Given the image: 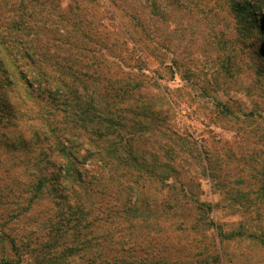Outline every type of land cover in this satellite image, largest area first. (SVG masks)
I'll list each match as a JSON object with an SVG mask.
<instances>
[{"label":"rangeland","instance_id":"rangeland-1","mask_svg":"<svg viewBox=\"0 0 264 264\" xmlns=\"http://www.w3.org/2000/svg\"><path fill=\"white\" fill-rule=\"evenodd\" d=\"M25 3L0 0V34L11 10L33 11L39 59L99 117L73 134L80 156L101 145L88 214L59 217L56 186L37 190L56 171L55 153L41 161L52 102L23 103L31 90L9 94L0 72V235L24 255L0 238V264H264V0ZM108 120L118 137L91 133Z\"/></svg>","mask_w":264,"mask_h":264},{"label":"trees","instance_id":"trees-1","mask_svg":"<svg viewBox=\"0 0 264 264\" xmlns=\"http://www.w3.org/2000/svg\"><path fill=\"white\" fill-rule=\"evenodd\" d=\"M23 1L26 2L25 4L31 2V0ZM19 11H10L12 13V19L8 26L10 29L5 36L0 34V72L5 79L4 89H6L9 94L18 95L21 91L19 90L21 84H24L26 88L31 90V93L21 98L23 103L27 104L29 101L31 102L32 98L40 100L44 96H47L49 101L52 102L51 109L45 113L42 112L41 115L46 118L50 114L54 122H52L55 128L54 131L59 134L57 135L58 137L54 136V143L50 141L49 136L44 137L43 143H48V147L44 149L41 161L48 160L50 155H54L55 153L59 162L57 159L53 162V166L56 168L55 173L46 176L42 175V177H40L37 190L43 193L49 183L55 185L56 189H54L56 194L59 195L57 197L59 202L61 204H66V208L59 213V217L61 215L69 216L68 213L70 211H72L70 212L71 218H76V215L84 216L89 212L85 211L84 207L81 205V202L84 200V193L87 195L86 188L84 187L86 186V172L84 167L88 161H94L96 159L101 144L94 140H87L86 144L91 147V150H86L85 153L87 155L82 157L80 156V149L83 148V144H79L76 141L78 136L75 137L73 134L75 130H79V128L80 130L89 129L85 128L86 121L93 118L96 122H99V117L96 115L91 116V111L83 112L80 99L73 98V91L69 85H67V82L52 75L50 70L46 68V61L44 60L45 62L43 63L39 59L38 48L35 46V41L31 38L34 29L31 27V24L25 21L26 19L32 20L33 11L26 7L25 13L21 14ZM23 33H25L26 36L25 40L22 39L21 34ZM59 66V68H62L61 65ZM15 102L16 101H9V103L14 104V106L16 104ZM131 104L135 106L133 110L135 113H146L147 110L143 111L140 101ZM78 112L81 113L82 122L84 123V126L81 127L78 126L75 120L70 119L73 115L76 116L75 113ZM43 123L45 127H48L45 120ZM106 123H108L110 129L113 130L111 133L109 132L110 130H108V133H101L99 125L93 127L94 129H91V133H93V135L95 133L98 136L100 134L102 138L107 140L114 136L118 137L120 134L116 135L117 129L114 122L108 120ZM60 124H62V127ZM35 137L39 139L42 136L36 134ZM77 143L79 145H77ZM111 145H113V143H111ZM47 151L50 153L49 156ZM100 161L105 163L103 160ZM122 163L127 167L138 165L137 160L133 159L131 153H127ZM72 198L76 200V205L77 207L79 206L78 209L68 207L73 200ZM67 209H69L68 213L66 212ZM0 238L7 239L13 246L16 252L15 254L19 259H23L24 255L17 250L18 243L16 239H12L8 236L4 237V235H0Z\"/></svg>","mask_w":264,"mask_h":264}]
</instances>
